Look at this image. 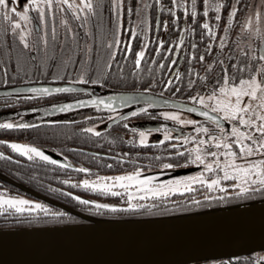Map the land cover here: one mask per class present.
<instances>
[{
	"label": "snow or ice",
	"instance_id": "snow-or-ice-1",
	"mask_svg": "<svg viewBox=\"0 0 264 264\" xmlns=\"http://www.w3.org/2000/svg\"><path fill=\"white\" fill-rule=\"evenodd\" d=\"M169 3L170 6L161 0H135V4L133 0H108L106 5L104 0H26L21 5V0H0V31L4 33L0 54L4 57L0 59V87L4 91L0 96L11 101V105L4 106L44 102L43 106L21 108L12 114L17 119H3L0 128L40 127L54 136L94 137L102 144L111 138L107 128L102 135L97 124L106 120L110 126L122 123L131 131L130 138L118 137L122 143L157 150L121 153L114 162L107 163L101 153H84L91 159L101 156L100 167H130L100 174L79 165L76 170L89 178L62 181L65 186L121 198L119 204L87 199L50 186L51 191L78 202L85 211L144 215L159 209L161 203L170 205L172 210H183V205L169 200L172 194H187L184 205L193 208L226 202L228 198L264 197V0L244 5L240 0ZM242 8L247 14L237 27L236 17ZM153 10L157 13L154 23ZM162 13L167 17L162 18ZM161 29L177 35L169 41L159 34ZM134 40L138 41V48H134ZM151 52L155 55H149ZM13 59L15 70L10 75ZM185 61L186 73L176 66ZM129 62L131 66L125 72L124 66ZM193 63L202 65L203 72L194 71ZM165 68L171 73H166ZM154 72H159L161 78H155ZM129 73L136 86L113 89L109 77L114 74L120 81H127ZM146 75L151 83L144 86ZM10 82L16 86L7 87ZM92 86L109 90L102 94ZM157 87L161 90L153 92ZM182 89L185 94L178 95ZM165 91H172V97H166ZM20 92L26 95H16ZM60 94L75 95L56 99ZM128 105L135 107L118 111ZM81 106H90L97 113L79 118L83 128L74 127L77 122L70 120H45L38 116V123H33L22 119L26 113L47 116ZM166 106L174 110L155 111ZM185 112L199 113L204 119H194ZM138 116L162 117L165 122L158 127L131 126L129 118ZM152 133H162V138L150 139ZM3 143L46 169L49 165L74 168L66 156L56 159L34 143ZM111 143L116 144L117 140L111 139ZM0 157L12 160L3 151ZM153 162L160 171H152ZM189 166L196 170L160 178L165 171L170 174L173 169ZM5 213L24 217L22 222L32 224L76 219L62 208L56 210L46 202L10 195L0 188V214ZM242 251L248 253L242 258L229 255L207 260L191 255L185 260L190 264H264V243Z\"/></svg>",
	"mask_w": 264,
	"mask_h": 264
},
{
	"label": "water",
	"instance_id": "water-1",
	"mask_svg": "<svg viewBox=\"0 0 264 264\" xmlns=\"http://www.w3.org/2000/svg\"><path fill=\"white\" fill-rule=\"evenodd\" d=\"M261 243L264 202L173 218L0 229V264H190L185 257H243V248Z\"/></svg>",
	"mask_w": 264,
	"mask_h": 264
},
{
	"label": "trees",
	"instance_id": "trees-1",
	"mask_svg": "<svg viewBox=\"0 0 264 264\" xmlns=\"http://www.w3.org/2000/svg\"><path fill=\"white\" fill-rule=\"evenodd\" d=\"M157 13L155 10L152 11L153 23L155 20V16ZM162 18L163 15L161 14ZM171 27V26H170ZM154 35V32L152 33ZM161 36L166 34L169 41L173 36L177 35V33L173 31H169L165 33L162 29L159 33ZM149 55H155L154 52L149 53ZM206 59H210V56H206ZM202 66L197 63H193V66ZM131 66V62L124 66V71L128 72ZM117 69L114 68L113 72L115 73ZM164 71L166 73H171V70L165 68ZM197 71L203 72V69H199ZM145 74L148 72V68H144ZM182 72L186 73V70ZM155 78L160 79V73L154 72L153 74ZM187 78V74L186 77ZM47 79V78H46ZM112 80V87L115 90H119L120 88L127 86L128 88L135 87L133 84L132 78L129 73V78L127 81H120L118 77L114 74L109 77ZM19 84V80L16 82ZM148 83H151V79L147 78L144 86H147ZM15 84H10L7 86H13ZM97 88L99 86H96ZM100 88V87H99ZM104 91H108L109 89L101 88ZM161 89L159 87L153 89V92H159ZM100 91V89H99ZM98 91V92H99ZM174 91V89H172ZM172 91H165L164 95L166 97H172ZM185 94V90L182 89L181 93L178 95ZM17 95V94H16ZM21 96L26 94H20ZM62 94L58 95L56 99H59ZM3 97V96H2ZM1 97V98H2ZM8 103L11 105V101L6 102L0 100V115L4 113H13L15 111L20 110L23 107H35L42 105L43 101H28L22 102L20 105H12L9 107L3 106V104ZM4 110V111H3ZM7 111V112H5ZM74 127L79 128L76 123ZM121 126L120 125H112L109 126L110 131L108 132L111 139H116L117 143H111V139H105L101 144L100 141L96 140L94 137L89 139L85 136H72L69 135L67 138L64 136H54L50 132L45 131L43 128L34 127L31 129H21V130H8L0 128V150L12 156L15 160H8L3 157H0V176L4 178L6 181H2L0 184V188L6 190L7 194L14 196H24L26 199L32 200H40L50 204L54 209H64L69 212L76 219L74 220H65L62 223H48V224H32L22 222L24 217H11L7 213L0 214V229H17V228H28V227H42V226H59V225H80V224H89L93 221H114V220H147V219H159V218H173L179 216H187L193 214H204L209 212L218 211L220 209H232L240 206L251 205L255 203L264 202V197L259 195L255 197H251L245 200H235L228 198L226 202L222 203H213L211 206H207L202 201L204 206L199 208H193L189 205H184V196L187 194H172L169 197V200L175 201L178 204L183 205V210L176 211L172 210L170 205L160 204L159 209L153 210L150 214H129V213H119L116 215H101L95 212H88L84 210V207L81 206L78 202L72 200L71 198L63 196L59 192L51 191V187H55L57 189L64 188L66 191L74 192L77 195H81L87 199H96L105 203H122L121 198L113 197V196H104L102 193H91L83 188H74L72 186L63 185V179H73L79 180L86 177L84 173H81L76 170L79 165H83L85 167L92 168L95 171H98L100 174H111L121 171L130 170L129 168H125L123 165H116L115 167L109 169L107 167H100L98 161L101 160V156H96V159H91L89 156L84 155V153H101L103 154V160L107 162H114V157L120 155L121 153L133 154V153H152L156 152V149L151 148L150 146H141V145H127L126 143H122L117 136L113 135L114 131H117ZM103 135V132H101ZM23 141L26 143H34L37 146H41L43 149L55 152L56 156L59 159H62L66 156L69 161H71L74 165L73 169H67L61 166H53L49 165L46 169L42 166V164H36L33 161H18V156L11 152V148L9 145H5L3 141ZM112 158L110 161L109 158ZM180 169V168H176ZM159 168L153 162L152 171H158ZM56 177H60L59 180ZM12 183H10V182ZM51 186V187H50ZM20 187L29 190L32 193H27L22 190ZM203 192V189L200 190ZM227 191H232L228 189ZM34 194L38 195L35 196ZM199 198V197H197ZM91 207V206H89ZM65 208L69 209L66 210ZM74 211L75 213L71 212ZM147 211V210H145ZM20 221V222H17ZM242 258V257H241Z\"/></svg>",
	"mask_w": 264,
	"mask_h": 264
},
{
	"label": "rangeland",
	"instance_id": "rangeland-1",
	"mask_svg": "<svg viewBox=\"0 0 264 264\" xmlns=\"http://www.w3.org/2000/svg\"><path fill=\"white\" fill-rule=\"evenodd\" d=\"M23 2H26V0H21V5ZM105 4L107 5V2L108 0H104ZM133 4H135V0H133ZM127 17L125 16V19ZM59 16L57 17V25L59 26ZM73 25L75 26V22H73ZM262 27H264V24H262ZM59 30L61 32H63V28L62 27H59ZM232 34H235L234 31H232ZM233 38H235V35L232 36ZM9 39V43L11 42V37L9 35L8 37ZM3 42H4V33L2 31H0V54H2L3 52ZM133 46L134 48H138L139 47V43L138 41L134 40L133 41ZM122 47V45H121ZM4 57L2 55H0V59H3ZM13 63V67L12 68H9V72L12 73L15 68H14V64H15V60L13 59L12 61ZM67 82V81H66ZM79 86H84V85H79ZM95 88V90L98 92L99 89L100 91H102L101 88H97L96 86H92ZM18 95V94H17ZM75 94H62L58 100H62L64 99L65 96H73ZM76 98H82L80 96H77ZM39 106H43L42 105H39ZM135 106H126L124 109H118V111H127L129 108H134ZM163 110H174L172 109L171 107L169 106H166L165 108H156L155 111L156 112H159V111H163ZM20 111V110H18ZM18 111H15V112H18ZM13 112V113H15ZM13 113H10L11 115ZM8 112L7 113H4L2 115H0V121H2L3 119L5 118H11V119H17V117L13 116L10 117V116H7ZM88 114H92V115H96V110L95 109H92L90 106H81L80 108H76V109H70L69 111L67 112H64V113H50L48 114L47 116H44L42 113H26V114H23L22 116V119L24 120H30L32 121L33 123H38V121L36 120V117H41L42 119H45V120H58V121H64V120H70V121H76L79 128H83L85 127V125L82 123V122H79V118L82 116V115H88ZM185 115H191L190 113L188 112H185ZM192 116V115H191ZM192 118L194 119H198L194 116H192ZM199 120V119H198ZM93 123H96V121H92ZM164 119L162 117H148V116H138L136 118H129V124L131 126H136V127H141L143 124L146 125H150V124H161V123H164ZM169 125L171 126V121H168ZM109 124L107 123V121L105 120L104 123H101V124H97V127L101 130V132L104 131L105 128H109ZM120 126L122 128H124L123 124L120 123ZM189 128L192 127V126H188ZM185 130L183 127H181V130ZM113 135L117 136V137H120V136H124L126 138H130L133 134L131 133V131L129 129H125L124 128V131L122 132H113L112 133ZM138 138V136H137ZM156 138H162V133H152L150 134V139H156ZM12 141H15V142H21V143H26V142H23V141H17V140H12ZM139 145V144H138ZM55 158V157H54ZM196 170L195 168H193L192 166H189L188 168H180V169H173L172 172L169 174L167 171H165L164 175L161 176L160 178H168L169 175H177V174H182V173H185V172H190V171H194ZM160 171V169L158 170Z\"/></svg>",
	"mask_w": 264,
	"mask_h": 264
},
{
	"label": "flooded vegetation",
	"instance_id": "flooded-vegetation-1",
	"mask_svg": "<svg viewBox=\"0 0 264 264\" xmlns=\"http://www.w3.org/2000/svg\"><path fill=\"white\" fill-rule=\"evenodd\" d=\"M161 2L162 3H164V4H166V5H168V6H170V3H169V0H161ZM201 2V0H198V4ZM189 3H191V0H189ZM260 3V0H240V4L241 5H244V4H259ZM211 14V13H210ZM246 14H247V11L245 10V9H243L242 8V10L241 11H239V13H238V15H237V17H236V20H237V27H239L240 26V24L243 22V20H244V17L246 16ZM162 15H163V18H166L167 17V14H163L162 13ZM180 15L182 16V12L180 13ZM234 32H235V30H233ZM233 35H235V34H232V36ZM163 37H165L167 40H169L168 38H167V36H166V34H163L162 35ZM219 41H218V39H217V43H218ZM202 47V46H201ZM214 51H215V49H214ZM225 53H227V48L225 49ZM181 54H183V52H181ZM177 67H179L180 68V70L181 71H183V70H186V68H187V62L185 61V62H183V63H181V62H178L177 63V65H176ZM192 68H193V70L194 71H197V70H201V69H203V66H198V65H196V66H193L192 65ZM11 72V71H10ZM9 72V74L11 75V73ZM16 85H13V86H9V87H15ZM2 90H4V88L3 87H0V91H2ZM100 93H102V94H105L107 91H104V90H102V91H99ZM17 94V93H16ZM18 95H20V94H18ZM2 96H0V100H2V101H5V99H4V97H2ZM10 101V100H9ZM9 101H6V102H9ZM5 104H3V106H4ZM130 106H135V105H130ZM4 111V110H3ZM5 112H7V111H5ZM192 116H194V117H196V118H198L199 120H203L204 118L203 117H201V116H199V115H196V114H193V113H190ZM7 116H10V117H12V115L10 114V113H8L7 114ZM115 124H117V125H120V123H115ZM114 124V125H115ZM159 126L158 124H150V125H146L145 126V124H143L141 127H150V126ZM110 129L111 128H108L107 130H108V132H112V131H110ZM186 130V129H185ZM185 130H183L182 129V131H185ZM122 131H124V128H122V127H120L118 130H117V132H122ZM114 132H116V131H114ZM175 134V133H174ZM43 150H45V149H43ZM1 151V150H0ZM48 154H50V155H52L53 157H55L56 159H59V155L58 154H56L55 152H52V151H48V150H45ZM11 152L12 153H14L13 151H12V149H11ZM14 154H16L17 156H18V161L19 162H21V161H28V159L26 158V157H22L20 154H18V153H14ZM6 156H9L8 154H5ZM56 155H58V156H56ZM12 160H15L16 161V159L15 158H13L12 157ZM3 179L4 178H1V176H0V184L2 183V181H3ZM2 180V181H1ZM6 180L4 179V181L3 182H5Z\"/></svg>",
	"mask_w": 264,
	"mask_h": 264
}]
</instances>
